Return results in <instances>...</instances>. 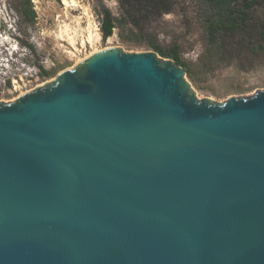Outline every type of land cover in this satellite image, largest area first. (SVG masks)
<instances>
[{"label": "water", "instance_id": "1", "mask_svg": "<svg viewBox=\"0 0 264 264\" xmlns=\"http://www.w3.org/2000/svg\"><path fill=\"white\" fill-rule=\"evenodd\" d=\"M0 264H264V90L111 47L0 102Z\"/></svg>", "mask_w": 264, "mask_h": 264}, {"label": "rangeland", "instance_id": "2", "mask_svg": "<svg viewBox=\"0 0 264 264\" xmlns=\"http://www.w3.org/2000/svg\"><path fill=\"white\" fill-rule=\"evenodd\" d=\"M75 1L76 6H67L63 0H0V59L9 58L13 64L1 73L0 102H12L53 80L94 50L121 47L126 52L153 51L138 43L147 39L135 30L130 33L131 25L125 26L124 33L116 29L111 38L102 39L100 12L108 8L119 17L118 0ZM32 12L34 17L29 19ZM259 14L264 16V10ZM198 15L193 0H177L172 14L147 26L150 38L158 45L178 47L180 59L193 71V78L187 79L198 97L222 103L230 97L250 96L264 90L262 59L254 61L251 71L240 69L238 62L228 56L227 63H214L212 70L203 66L205 37ZM91 34L92 42L88 39ZM122 34L133 41H124Z\"/></svg>", "mask_w": 264, "mask_h": 264}, {"label": "trees", "instance_id": "3", "mask_svg": "<svg viewBox=\"0 0 264 264\" xmlns=\"http://www.w3.org/2000/svg\"><path fill=\"white\" fill-rule=\"evenodd\" d=\"M121 14L116 17L108 8H103L101 16V36L104 41L114 35L115 30L124 33L125 26L131 25L138 36L147 39L138 42L157 52L162 58L172 59L186 70L192 79L193 71L182 62L178 47L163 48L150 38L147 26L164 15L172 14L177 0H118ZM198 6L199 20L205 37L204 58L201 63L212 70L214 63H227L228 57L238 62V67L251 71L255 62L262 59L264 64V0H193ZM34 13L32 12L33 19ZM135 30V31H134ZM124 41H133L125 37ZM49 75L48 72H43Z\"/></svg>", "mask_w": 264, "mask_h": 264}, {"label": "built area", "instance_id": "4", "mask_svg": "<svg viewBox=\"0 0 264 264\" xmlns=\"http://www.w3.org/2000/svg\"><path fill=\"white\" fill-rule=\"evenodd\" d=\"M11 65H13V64H11L9 58L2 57L0 59V82H1V73L3 74V72H5V70H8L9 67H12ZM34 70H35V68L33 67L30 69V72L32 73ZM5 82L6 81H4V83ZM14 82H15V80H14ZM6 85H7V83H6Z\"/></svg>", "mask_w": 264, "mask_h": 264}, {"label": "bare ground", "instance_id": "5", "mask_svg": "<svg viewBox=\"0 0 264 264\" xmlns=\"http://www.w3.org/2000/svg\"><path fill=\"white\" fill-rule=\"evenodd\" d=\"M76 1L75 0H63V3L65 4V5H67V6H76V3H75ZM98 36L100 37V35L98 34ZM101 38V37H100ZM89 39V41L90 42H92L93 40H92V34L90 35V37L88 38ZM17 50V49H16ZM100 50H94L92 53H90L89 55H87L85 58H87L88 56H90V55H92V54H94V53H96V52H99ZM84 58V59H85ZM84 59H79L78 61H77V63H79V62H81L82 60H84ZM76 63V64H77Z\"/></svg>", "mask_w": 264, "mask_h": 264}, {"label": "clouds", "instance_id": "6", "mask_svg": "<svg viewBox=\"0 0 264 264\" xmlns=\"http://www.w3.org/2000/svg\"><path fill=\"white\" fill-rule=\"evenodd\" d=\"M18 48V47H17ZM15 51V50H14Z\"/></svg>", "mask_w": 264, "mask_h": 264}]
</instances>
